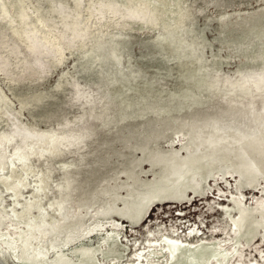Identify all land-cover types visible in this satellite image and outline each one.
<instances>
[{
    "label": "rangeland",
    "instance_id": "374dc122",
    "mask_svg": "<svg viewBox=\"0 0 264 264\" xmlns=\"http://www.w3.org/2000/svg\"><path fill=\"white\" fill-rule=\"evenodd\" d=\"M60 1L73 13L71 0H1L0 132L12 115L44 139L0 142V263L264 264V83L250 86L264 74V0H146L155 24L97 26L30 73L22 31L61 30ZM196 126L242 133L255 148L244 162L256 164L239 167L236 143L191 152L200 184L164 182L162 196L156 173L201 142ZM18 180L15 196L7 188ZM28 203L38 209L25 214ZM166 241L182 244L172 257Z\"/></svg>",
    "mask_w": 264,
    "mask_h": 264
},
{
    "label": "bare ground",
    "instance_id": "6f19581e",
    "mask_svg": "<svg viewBox=\"0 0 264 264\" xmlns=\"http://www.w3.org/2000/svg\"><path fill=\"white\" fill-rule=\"evenodd\" d=\"M21 1H23V0H21ZM71 1H72V4H73V13H68V12L64 11V9L66 8V5L64 6L61 3V1L58 2V3H52V4H56L57 5L55 7V12L57 13L58 18L60 19V23H61V26L60 27H62L61 30H58L57 33H55V34L54 33H51L50 30L52 28L50 30H47L49 27L46 29V31L42 32L41 34L40 33H37L39 30L36 31L34 29L35 27L32 28L34 25H32L31 28L23 29V31H22L23 41L26 42V46H27V49H28V52H29V56L28 57H30V60H29L30 61L29 62V65L30 66L27 67L29 69L30 73H36V72L38 73L40 71L47 70V68H45V67L48 66L47 63H48V61L50 59H52L53 61H56V62L61 61L60 58H63V49L64 48H67L70 45V43L76 42V41L77 42L78 41H80V42L82 41L83 42V43H81V46H82V44H84V42H85L83 40L87 39V37L91 33V30L93 31V28H96L97 26L100 27V28H102L103 26L104 27H107L108 25H112L113 24V25H116L117 27L119 26V28H120V26H123V27L124 26H127V25H125L127 23H125V24L123 23V22H125V20H134V21H139L140 23H149V24H155L156 23L155 21H156V17H157L156 16V13L157 12L155 11L154 8H152V7L149 6V2L146 1V0H124V4H121V3L120 4H117L115 2L116 0H96V1L87 0L88 1V3H87L88 8L86 10V12H87L86 15H83L82 12L79 10L80 9V6H82L81 4L83 3L82 0H71ZM3 4H2V2L0 0V19H2L3 17H5V15H6V11H5L4 7H3ZM25 4H27V3H25ZM17 5H19L18 2H17ZM33 8L35 9V7H33ZM29 11L31 12V10H29ZM38 11H40V9ZM31 13H33V12H31ZM50 13H51V11H50ZM14 14H15V12H14ZM16 16L18 18L17 19L18 20L17 23H21L24 26L26 24L25 19L27 17V13H25V11L20 10V11L17 12ZM40 16H42V15H40ZM48 17H50V16H48ZM29 18H30V16H29ZM43 18H44V16H43ZM28 19H26V20H28ZM42 20L43 19H40L38 17L36 18V21H38L39 23H41ZM8 21L9 22H13L14 19H11L9 17ZM28 22L29 21H27V23ZM48 22H50V21H48ZM182 22H183V17L179 15V17L175 20V24L176 25H180ZM28 25H31V24H28ZM54 25H56V24H54ZM26 27H28V26H26ZM54 30H55V28H54ZM14 32L16 33L17 31H14ZM100 32L97 34L98 35V38L100 37L99 36V34H101ZM73 46H74V44H73ZM96 46H98V45H96ZM107 50H108V48H107ZM11 53H14V51H11ZM110 54H111V56H113L116 59L117 56H116V54L113 51ZM108 55H106V56H108ZM6 65H7L6 64V60L5 59L4 60L1 59V61H0V73L6 74L8 72V70L6 69ZM31 66L33 67V69L31 68ZM44 68H45V70H44ZM29 71H27V72H29ZM38 75H40V74L38 73ZM258 82H263L264 83V74L263 75H257L256 77L253 78V82H251L252 84H250V86H251V88L253 90L255 88V85ZM2 97L3 96L0 95V99H2ZM4 115H5V113H4ZM7 119L10 122V126H9V128L5 132H0V142L2 140H4L5 138H8V140H9V136H10V138H13L14 140L17 139L18 141L24 142V143L27 142V141H29V140L30 141H38V142H41L42 139H44V135L41 134L39 131H37L35 129H32L31 127L30 128H26L27 126L24 127L25 125L24 126L20 125V123H18V120H17V118L15 116L8 115V118ZM203 128H206V126H196L195 129L190 130V131H192L194 133V135L198 139L201 140V142H204L205 143L204 149L203 150L197 149V147L199 145H202L203 143H201L200 141H197V140H196V142H193V139H191L190 141L195 146V149L193 151H191L187 147L184 146L183 149L186 151V154H187L186 157H182V155H177V152L176 151H174L173 153H171L169 155L168 161H170L169 163H172L173 164V167H171V168L166 167V168L161 169V171L159 173H156L155 180L152 182L153 185H155V187H156L155 188V191L156 192H158L159 194H162V196H165L167 194H170V191H169L170 188H166V189L165 188H162V187H165L164 185L162 186V183L163 184H164V182L165 183H168V182L171 183V182H173L175 180H180V179H185V178H186V180L188 182L187 183V186L188 185L189 186H193V185L200 184V182L198 181V179L195 176V173L192 172L191 169L186 165V163L189 162V157L192 156L191 152H198L199 151L200 153H203L204 152L205 154L206 153H210V152H218V151H221V150H224L225 148H227L225 144L231 145V144L236 143V144H238V147H237L236 150H234V153H236L235 154V158H237V159L239 158L238 159L239 161L236 159L238 161L239 167H243V169H245L246 166L252 167V165H255L256 164V162L253 159L252 160H247L246 159L247 162L246 161L244 162L245 159H244L243 156L244 155H248L247 151L244 150L245 147H247V146L248 147H251V148H253V150L255 148L253 146H251L252 143L245 142L243 140L244 139V136L242 135V133H238L236 135L231 134V133L230 134H226L225 133V130L222 129V128H213V129H211V131L204 132V130H202ZM56 139H57V137H56ZM13 142H15V141H13ZM9 144H11V143H9ZM66 145H67V143H66ZM15 147L16 146H14V150H15ZM19 149H20V147H19ZM19 149H18V151H19ZM20 150H22V149H20ZM193 155H195V153ZM18 158H19V156H18ZM252 177H254V176H252ZM1 184H3V183H1ZM178 184H179V182H178ZM21 185H23V183L20 180H18L16 183H12L7 189H11L14 192V195L15 196H19L20 194L18 192V188ZM171 186H173V184ZM185 190H187V189L185 188ZM185 190L184 189L180 190V194L181 195L185 194ZM65 196H62L61 197V201L59 203V206L60 207L66 201ZM35 205L36 204H34V203H28L25 206L24 213L25 214L30 213V211L32 210V208H35L36 207ZM91 233H92V231H89L88 234H91ZM165 245L167 247V250H168L169 255L172 257L173 252L180 245H182V244L175 243V242H170V241H166L165 242ZM183 248L184 247H182L181 250ZM195 251H197V249ZM208 261H209L208 259H203V262L206 263V264L208 263ZM195 263H196V261H195Z\"/></svg>",
    "mask_w": 264,
    "mask_h": 264
}]
</instances>
